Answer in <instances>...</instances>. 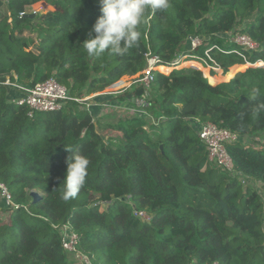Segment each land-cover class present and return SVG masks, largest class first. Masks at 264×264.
I'll return each instance as SVG.
<instances>
[{
	"label": "trees",
	"instance_id": "1",
	"mask_svg": "<svg viewBox=\"0 0 264 264\" xmlns=\"http://www.w3.org/2000/svg\"><path fill=\"white\" fill-rule=\"evenodd\" d=\"M40 2L49 9L24 16ZM169 4L146 11L126 55L89 57L81 44L101 14L99 0H0V184L13 200H0V216L9 215L0 217V264H85L63 248L64 226L92 264H264V199L247 185H264V0ZM229 33L260 48L248 52ZM191 37L204 38L194 52ZM206 52L224 76L211 71L207 79L197 67ZM184 55L192 65L174 67ZM152 58L160 71L150 89L157 121L126 116L108 125L121 133L108 141L99 129L102 110L123 108L109 100L135 105L145 98L140 90L98 97L105 108L66 101L31 115L10 102L19 95L5 85L15 76L25 87L54 78L78 98L143 73ZM123 80L119 90L129 85ZM207 123L241 137L226 145L233 174L209 161L199 137ZM74 154L90 163L81 191L65 201L60 184ZM32 192L42 200L33 204Z\"/></svg>",
	"mask_w": 264,
	"mask_h": 264
},
{
	"label": "built area",
	"instance_id": "2",
	"mask_svg": "<svg viewBox=\"0 0 264 264\" xmlns=\"http://www.w3.org/2000/svg\"><path fill=\"white\" fill-rule=\"evenodd\" d=\"M228 37L232 43L237 44L248 52H253L260 48V45L254 42L247 35L229 33ZM189 41L191 45L190 52H194L195 49H197L203 44L204 38L191 37ZM216 48L219 49L218 47ZM206 56L208 59L205 60L203 63H196L199 68L203 71L204 76L206 69H209L214 72H223L222 69L215 64V62L211 59L210 55L207 52ZM186 59V55L182 56L174 62L173 66H179ZM209 61H211L213 64L209 63ZM155 70H157L156 59L152 58L149 60L147 69L143 73H141L138 79L135 81L136 84L142 87L143 93L145 95L151 89V85L154 81L153 71ZM14 79L15 82H13L9 78L5 83L7 87L12 88V90L18 93L19 95L11 97L10 102L18 106L29 107L31 115L35 112L49 113L58 111L62 108L66 101L78 102L79 104L87 107L89 111H91V109L95 108L96 106L94 102L100 96V93H97L73 98L70 95V92L67 87L60 84L54 78H51L43 83L36 84L33 87H25L17 83L16 81L18 78L16 76L14 77ZM117 92L119 93L120 91H116L113 92V94H109L110 96H115L118 94ZM106 106L107 104L101 105L102 108H105ZM111 107L116 108V106ZM199 137L207 147L209 153V161L215 166L233 174L235 172V167L226 149V145L239 142L241 137L213 123H207L202 125L199 131ZM1 199H4L8 206H11L13 204L12 195L9 189L4 184H0V200ZM137 215L148 222L151 220L150 215L146 212L142 211L137 213ZM79 241V236L74 233L69 226L63 227V248L67 252L74 254L79 262H83L85 264H92L91 260L79 251Z\"/></svg>",
	"mask_w": 264,
	"mask_h": 264
},
{
	"label": "clouds",
	"instance_id": "3",
	"mask_svg": "<svg viewBox=\"0 0 264 264\" xmlns=\"http://www.w3.org/2000/svg\"><path fill=\"white\" fill-rule=\"evenodd\" d=\"M169 0H99L100 16L96 19L87 38L81 44L89 57H99L105 52L126 55L140 39L139 26L145 13L166 10ZM254 94L257 89L252 90ZM89 159L83 155H70L66 160L61 198H75L85 184Z\"/></svg>",
	"mask_w": 264,
	"mask_h": 264
},
{
	"label": "rangeland",
	"instance_id": "4",
	"mask_svg": "<svg viewBox=\"0 0 264 264\" xmlns=\"http://www.w3.org/2000/svg\"><path fill=\"white\" fill-rule=\"evenodd\" d=\"M47 9H49V7H45V4L43 3V2H40V3H37V4H34L31 8H28V13L27 14H33V13H43L45 10H47ZM52 9V8H51ZM31 34H29V32H27V34H26V36H30ZM205 39H207V38H205ZM187 55V54H186ZM184 63V64H183ZM192 62H188V63H186L185 61H183L179 66H191L192 64H191ZM193 63H195V62H193ZM196 64V63H195ZM197 65V64H196ZM195 65V66H196ZM259 66H262V65H264V61L263 62H259V64H258ZM197 67H199L198 65H197ZM249 68L250 66H249V64L247 65L246 64V66H244V69H246V68ZM247 68V69H248ZM244 69H242V70H244ZM232 70V69H231ZM241 70V71H242ZM155 71H159L158 70V68H157V70H155ZM205 71V70H204ZM210 71V75L212 76V74H211V70H209V69H207L206 71H205V76H209V75H207L206 73H208ZM160 72V71H159ZM231 72V71H230ZM245 72H246V70H245ZM162 73V72H161ZM215 74H216V78H218V76L221 74V75H223V72H221V71H219V72H214ZM141 74V73H140ZM140 74H138V75H135L134 77H131V76H124V77H122V79L119 81V82H117L116 84H115V88H116V86H118V87H121V85L123 84V82H124V80L123 79H125L126 81H127V84H129L126 88L128 89V87H129V90H130V94L133 96L134 94H135V92L137 91V90H140V91H142V87H140L138 84H136L135 83V81L138 79V77L140 76ZM238 74V73H237ZM224 76V75H223ZM226 76V75H225ZM207 79H209L208 77H206ZM214 82H218V83H228V82H225V81H214ZM114 89V88H113ZM113 89H111V88H109V89H107V90H105V91H103V92H101L100 93V96L101 97H108V96H110V94L109 93H111V94H113V92H116V90H113ZM117 91H123V90H117ZM119 92V93H120ZM118 93V92H117ZM144 94V93H143ZM86 95V94H85ZM99 96V97H100ZM145 96V98H141V99H139V100H136V99H134V100H132V102L133 103H135V105H133V106H129L130 104H128V103H131V101H127L126 102V100L122 103V104H117V103H114L115 105H113L112 104V102H111V100H109V102H108V105H110V106H116V108L117 107H123V108H121L120 110H114V111H112V109L110 108L109 110H107V111H104V113H103V116L102 117H104L100 122L102 123L101 125H100V132L102 133V135L105 137V139L108 141V139L110 140L111 139V136H113V135H117V136H119L120 137V135H121V133H119V132H116V131H113L111 128H109V126L108 125H110V124H112V123H115L116 121H118V120H120V119H122V118H126V116H132V115H140V116H144V117H152V113L150 112V109H151V106H152V103H151V101H152V92L151 91H149V92H147L146 93V95H144ZM135 101V102H134ZM132 103V104H133ZM94 104L96 105V106H99L100 105V103H99V101L98 100H96L95 102H94ZM131 104V105H132ZM95 106V107H96ZM152 119L154 120V122H156L157 120H155V118H153L152 117ZM111 129V130H110ZM255 141H260V139H256ZM255 143V142H254ZM256 148H258V149H261V147L260 146H256ZM246 185V184H245ZM247 185H250L251 187H253V188H257L258 189V191L261 193V195L263 196V199H264V185L263 184H261V183H256V182H251V183H248ZM39 194H41L42 195V193H40L39 192ZM2 219H4V220H8V218H9V215L8 214H3V215H1L0 216ZM72 259L73 260H75V257L73 256L72 257ZM217 264V263H216Z\"/></svg>",
	"mask_w": 264,
	"mask_h": 264
},
{
	"label": "water",
	"instance_id": "5",
	"mask_svg": "<svg viewBox=\"0 0 264 264\" xmlns=\"http://www.w3.org/2000/svg\"><path fill=\"white\" fill-rule=\"evenodd\" d=\"M38 14L37 13H33V14H24L25 17H28V18H34L36 17ZM143 94V90L142 91H139L138 95L139 96H142ZM131 98V97H130ZM31 197L33 198V204H36L38 203L40 200H42V195L39 194L38 192H32L31 193Z\"/></svg>",
	"mask_w": 264,
	"mask_h": 264
},
{
	"label": "crops",
	"instance_id": "6",
	"mask_svg": "<svg viewBox=\"0 0 264 264\" xmlns=\"http://www.w3.org/2000/svg\"><path fill=\"white\" fill-rule=\"evenodd\" d=\"M186 63H188V62H186ZM184 64V63H183ZM115 86V85H114ZM114 86H112L113 88H111V89H113V90H118L120 87H118V86H116V88L114 87ZM127 88L126 87H124L123 89H120V90H126ZM128 89H129V87H128ZM100 103V102H99ZM100 107H101V105H99V106H96L95 108H97V109H100ZM102 112H104V110H102ZM102 112H100V113H102Z\"/></svg>",
	"mask_w": 264,
	"mask_h": 264
},
{
	"label": "bare ground",
	"instance_id": "7",
	"mask_svg": "<svg viewBox=\"0 0 264 264\" xmlns=\"http://www.w3.org/2000/svg\"><path fill=\"white\" fill-rule=\"evenodd\" d=\"M172 68H168V70H171Z\"/></svg>",
	"mask_w": 264,
	"mask_h": 264
}]
</instances>
